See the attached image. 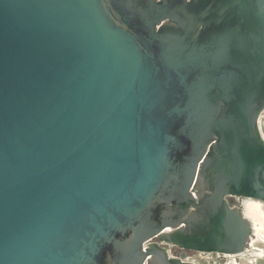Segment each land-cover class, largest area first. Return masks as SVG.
<instances>
[{
	"label": "water",
	"instance_id": "1",
	"mask_svg": "<svg viewBox=\"0 0 264 264\" xmlns=\"http://www.w3.org/2000/svg\"><path fill=\"white\" fill-rule=\"evenodd\" d=\"M263 114L264 0H0V264L239 253Z\"/></svg>",
	"mask_w": 264,
	"mask_h": 264
},
{
	"label": "flooded vegetation",
	"instance_id": "2",
	"mask_svg": "<svg viewBox=\"0 0 264 264\" xmlns=\"http://www.w3.org/2000/svg\"><path fill=\"white\" fill-rule=\"evenodd\" d=\"M261 122L264 126V114ZM226 201L230 207L241 213L250 227V234L239 253L183 250L173 244L161 243L157 238L152 239L150 243H159L169 255L196 264H255L257 259L264 258V201L240 196H227Z\"/></svg>",
	"mask_w": 264,
	"mask_h": 264
}]
</instances>
